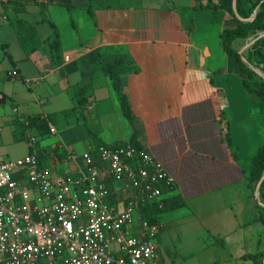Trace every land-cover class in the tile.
Here are the masks:
<instances>
[{"label": "crops", "instance_id": "crops-1", "mask_svg": "<svg viewBox=\"0 0 264 264\" xmlns=\"http://www.w3.org/2000/svg\"><path fill=\"white\" fill-rule=\"evenodd\" d=\"M4 1L0 157L11 158L8 145L18 142L16 119L30 116L51 118L56 129L31 127L25 139V155L45 153L53 173L78 177L85 151L135 139L175 178L163 198L185 201L160 221L166 258L159 254L157 264H256L250 255L264 251V222L251 160L264 144V111L224 51V25L212 10L194 8L197 0H27L16 12ZM38 2L58 29L59 48ZM109 63L120 69L133 117L121 107ZM49 136L57 138L48 147L41 142ZM106 181L110 204L122 208L135 194ZM141 219L138 208L131 228Z\"/></svg>", "mask_w": 264, "mask_h": 264}, {"label": "built area", "instance_id": "built-area-1", "mask_svg": "<svg viewBox=\"0 0 264 264\" xmlns=\"http://www.w3.org/2000/svg\"><path fill=\"white\" fill-rule=\"evenodd\" d=\"M82 159L84 168L74 177L41 166L36 152L0 157V264L158 263L161 225L141 219L131 226L138 203L163 198L162 187L174 188L175 178L133 143L100 144ZM106 180L135 191L122 208L107 202Z\"/></svg>", "mask_w": 264, "mask_h": 264}, {"label": "trees", "instance_id": "trees-1", "mask_svg": "<svg viewBox=\"0 0 264 264\" xmlns=\"http://www.w3.org/2000/svg\"><path fill=\"white\" fill-rule=\"evenodd\" d=\"M26 1L27 0H5L4 6H12L16 12H20L24 11V2ZM197 1L199 4L194 6V8L211 9L213 13L212 20L224 25L221 32L222 47L228 55V58L238 65L239 74L245 89L258 99L260 108L264 111V78L261 77L259 73L252 70L242 60V55H245L252 64L264 71V36L258 38L251 46H249L246 53L240 52L242 49V46H240L241 40L248 42L252 38H255L259 33L264 32V0H237L238 12L242 17H251L252 14H254L255 9L258 8L255 18L248 22H244L236 16L233 9V0H207L206 3H203L202 0ZM38 4L40 5V12L43 15V21L48 22L54 30L53 44L55 48H59L60 39L58 29L47 16L46 5L43 2H38ZM230 19H233V23H228ZM107 70L109 75L113 78L114 89L119 96L124 113L129 117H133L131 106L123 90L120 69H118L115 64L109 63L107 64ZM50 119L41 118L40 116L17 118L14 129L15 140L22 141L27 139V130L31 127H36L40 133L45 134L52 128V126H50ZM227 138L228 141L231 142L229 132L227 133ZM131 143L135 144V139ZM37 154L40 158L41 166H45L43 162L46 154L41 151H37ZM263 173L264 144L258 149L257 153L251 160V183L253 191H255L256 185ZM162 188L165 192L169 190V188L165 186ZM260 191L262 201L264 202V181L262 182ZM184 204V199L181 196L176 195L169 198H162L154 202L140 201L138 206L141 209L143 220H147L151 224L160 225V214L166 210L181 207ZM258 206L260 208L259 218L264 222V206L261 204H258ZM250 256L255 260L256 264H263L264 251L260 254H251ZM59 264H62L61 261Z\"/></svg>", "mask_w": 264, "mask_h": 264}, {"label": "rangeland", "instance_id": "rangeland-1", "mask_svg": "<svg viewBox=\"0 0 264 264\" xmlns=\"http://www.w3.org/2000/svg\"><path fill=\"white\" fill-rule=\"evenodd\" d=\"M182 1L186 4L191 2V0H182ZM186 11L188 12V10H186ZM228 23H233V19H230ZM248 42L241 40L240 46H242V48H243L245 46V44H247ZM244 52L246 53L247 49H245ZM261 77H263V76H261ZM254 97L252 96V98H254ZM56 138H57L56 136H49L48 138L42 140L41 143L43 145H47L49 147L55 142ZM8 146H9V153L5 154L6 155L5 157L16 158L18 156L25 155L28 143L26 140H23V141H18V142H12ZM160 221L166 224V211L163 212L162 214H160ZM155 243L159 249L160 255L163 256L164 258H166V226L159 233V235L155 238Z\"/></svg>", "mask_w": 264, "mask_h": 264}, {"label": "water", "instance_id": "water-1", "mask_svg": "<svg viewBox=\"0 0 264 264\" xmlns=\"http://www.w3.org/2000/svg\"><path fill=\"white\" fill-rule=\"evenodd\" d=\"M233 9H234V12H235L236 16L240 20H242L244 22L252 21L254 19V17L256 16L257 12H258V8H256L255 11H254V14L251 17H248V18L242 17L240 15V13L238 12L237 0H233ZM263 36H264V32L259 33L255 38H252L251 40H249V42L247 44H245V46L240 50V52L243 53L245 49H247L249 46H251L258 38L263 37ZM242 60L252 70L256 71L257 73H259L261 76L264 77V71L261 70L259 67L255 66L254 64H252L245 55H242ZM263 181H264V173H263L262 177L260 178V180L258 181V183L256 185V188H255V191H254L255 197L258 199L259 203L262 206H264V202L261 201V191H260V188H261V185H262V182Z\"/></svg>", "mask_w": 264, "mask_h": 264}]
</instances>
